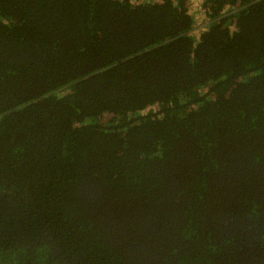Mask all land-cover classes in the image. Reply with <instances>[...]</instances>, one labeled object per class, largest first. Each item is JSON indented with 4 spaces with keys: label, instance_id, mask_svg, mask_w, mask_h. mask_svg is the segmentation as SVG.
Segmentation results:
<instances>
[{
    "label": "trees",
    "instance_id": "obj_1",
    "mask_svg": "<svg viewBox=\"0 0 264 264\" xmlns=\"http://www.w3.org/2000/svg\"><path fill=\"white\" fill-rule=\"evenodd\" d=\"M155 1L0 0V264H264V0Z\"/></svg>",
    "mask_w": 264,
    "mask_h": 264
},
{
    "label": "rangeland",
    "instance_id": "obj_2",
    "mask_svg": "<svg viewBox=\"0 0 264 264\" xmlns=\"http://www.w3.org/2000/svg\"><path fill=\"white\" fill-rule=\"evenodd\" d=\"M147 1H149V0H142V2L141 3H144V2H147ZM159 0H156L155 2H158ZM190 3L192 4V8H191V12L193 13V14H195L196 16H197V21H198V23H199V28H203V26H205L206 25V23H207V20H206V18L205 17H203L202 16V14L200 13V6L198 5V4H195L194 2H191V0H190ZM193 7H194V9H193Z\"/></svg>",
    "mask_w": 264,
    "mask_h": 264
}]
</instances>
